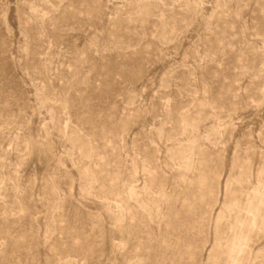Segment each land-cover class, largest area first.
Returning <instances> with one entry per match:
<instances>
[{
	"label": "rangeland",
	"instance_id": "1",
	"mask_svg": "<svg viewBox=\"0 0 264 264\" xmlns=\"http://www.w3.org/2000/svg\"><path fill=\"white\" fill-rule=\"evenodd\" d=\"M263 219L264 0H0V264H264Z\"/></svg>",
	"mask_w": 264,
	"mask_h": 264
},
{
	"label": "bare ground",
	"instance_id": "2",
	"mask_svg": "<svg viewBox=\"0 0 264 264\" xmlns=\"http://www.w3.org/2000/svg\"><path fill=\"white\" fill-rule=\"evenodd\" d=\"M137 5V7H139V8H142L144 5H141V4H139V3H137L136 4ZM187 129H190V128H187ZM187 129H186V131H187ZM193 131V130H192ZM188 133V132H187ZM193 133V132H192ZM189 137H191L190 135H189ZM192 138V137H191ZM189 139V138H188ZM190 140V139H189ZM192 141V140H191ZM176 155H177V158H179V163H184L185 161H186V159H188L189 158V154H188V152L187 151H180V150H178V151H176ZM117 180V179H116ZM115 181V180H114ZM114 183H117V182H114ZM116 186V185H115ZM89 187V186H88ZM110 187H112L111 185H110ZM118 187V186H117ZM134 188L135 187H133L132 185L129 187V190H128V194H127V197H131V196H133V195H135V191H134ZM109 189H111V188H109ZM113 189V188H112ZM111 189V190H112ZM116 189V188H115ZM145 190V189H144ZM115 191V190H114ZM110 192V191H109ZM120 191H118V193H119ZM112 193V192H111ZM117 194V193H116ZM116 194H115V196H116ZM137 194V193H136ZM112 195V194H111ZM112 196H114V195H112ZM119 197H120V194L118 195ZM118 197V198H119ZM256 197H257V195H256ZM115 198V197H114ZM114 199L115 200V203H116V206L119 208V209H121L122 208V206L119 204V202H120V199ZM161 200V199H160ZM155 201V200H154ZM141 204V203H140ZM157 205V204H156ZM143 207V206H142ZM258 207V206H257ZM118 210V209H117ZM119 211V210H118ZM120 212V211H119ZM119 218V217H118ZM260 224L262 225V228H263V230H264V219L263 220H261V222H260ZM233 232H235V231H233ZM234 235H236V234H234ZM241 235V234H240ZM244 237V236H243ZM239 241V240H238ZM247 242V241H246ZM76 245V244H75ZM73 246V245H72ZM235 247V246H234ZM74 248V247H73ZM251 250V249H250ZM236 251V250H235ZM238 251V250H237ZM224 252H226V258H230V260L232 259L231 257H233L232 256V254H233V252H234V248L232 247V245L231 244H227L226 246H225V248H224ZM253 252V251H252ZM258 252V251H257ZM261 252H263L264 253V249H262L260 252H258V253H261ZM228 261H229V259H227ZM226 260V261H227ZM235 260H236V258H235ZM233 260H231V262H232ZM64 264H71L69 261H65V262H63ZM230 263V262H229ZM231 264V263H230ZM237 264V263H236Z\"/></svg>",
	"mask_w": 264,
	"mask_h": 264
}]
</instances>
